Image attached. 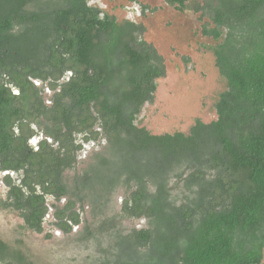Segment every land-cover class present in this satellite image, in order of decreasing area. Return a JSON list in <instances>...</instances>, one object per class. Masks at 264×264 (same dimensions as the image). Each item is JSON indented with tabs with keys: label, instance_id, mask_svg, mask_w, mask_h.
<instances>
[{
	"label": "trees",
	"instance_id": "16d2710c",
	"mask_svg": "<svg viewBox=\"0 0 264 264\" xmlns=\"http://www.w3.org/2000/svg\"><path fill=\"white\" fill-rule=\"evenodd\" d=\"M167 2L207 15L202 34L216 41L211 51L225 89L214 120L152 134L135 119L153 100L163 63L141 24L117 21L87 0H0V173L7 187L0 204L40 232L47 197H66L63 206H51L56 227L68 233L80 223L74 207L88 201L87 193L104 213L121 187L120 210L100 222L107 238L104 247L97 241L100 264H259L264 0ZM34 136H41L36 146ZM79 136L106 144L89 170L68 181ZM176 183L182 196L172 194ZM133 218H145L147 227H121ZM0 264L33 262L0 240Z\"/></svg>",
	"mask_w": 264,
	"mask_h": 264
},
{
	"label": "rangeland",
	"instance_id": "374dc122",
	"mask_svg": "<svg viewBox=\"0 0 264 264\" xmlns=\"http://www.w3.org/2000/svg\"><path fill=\"white\" fill-rule=\"evenodd\" d=\"M87 3L99 7L117 21L128 19L141 24L144 28L142 38L162 57L163 74L155 79L153 100L143 105L135 124L152 134H162L187 132L196 118L203 122L216 118L214 103L225 89V81L218 73L211 51L216 41L202 34L204 23L209 21L207 15L192 10L178 11L167 0H87ZM44 91L47 103L50 91L47 88ZM81 137L77 164L64 173L68 181L75 173L87 171L91 166L88 163L96 153L104 152L105 139L84 142ZM40 138L32 137L31 145L36 146ZM3 175L1 172L0 201L7 190ZM176 184L179 190L174 188L172 194L182 196L181 183ZM94 188L102 189V185L94 183ZM87 195L90 203L76 204L74 209L79 212L80 223L68 233L56 227L55 209L51 206L52 203L63 206L66 197L58 202L47 197L48 210L40 232L26 228L14 210L0 204V240L21 249L33 264H100L97 241L103 247L107 243L106 232L99 230L100 222L104 216L120 210L124 190L121 187L115 189L104 213L100 212L102 205L92 202L93 196ZM120 225L126 230L147 227V220L133 218L123 220ZM89 232L93 233L92 237ZM259 264H264V250Z\"/></svg>",
	"mask_w": 264,
	"mask_h": 264
},
{
	"label": "flooded vegetation",
	"instance_id": "af4514ba",
	"mask_svg": "<svg viewBox=\"0 0 264 264\" xmlns=\"http://www.w3.org/2000/svg\"><path fill=\"white\" fill-rule=\"evenodd\" d=\"M70 73L69 72H66L65 73V75L64 76H62L61 78H60V80H62V79H67V76L69 75ZM50 95H51V92H50ZM50 97V96H49ZM46 103V102H45ZM50 103V100L48 99V102H47V104H49ZM7 173V172H6Z\"/></svg>",
	"mask_w": 264,
	"mask_h": 264
}]
</instances>
